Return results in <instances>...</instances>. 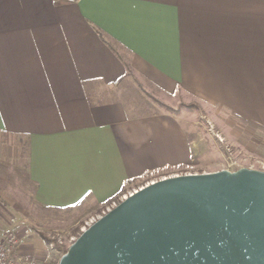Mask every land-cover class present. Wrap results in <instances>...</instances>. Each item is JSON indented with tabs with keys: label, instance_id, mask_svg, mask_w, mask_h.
<instances>
[{
	"label": "crops",
	"instance_id": "0c3cea01",
	"mask_svg": "<svg viewBox=\"0 0 264 264\" xmlns=\"http://www.w3.org/2000/svg\"><path fill=\"white\" fill-rule=\"evenodd\" d=\"M174 104L264 132V0H0V134L26 141L37 204L105 205L187 166Z\"/></svg>",
	"mask_w": 264,
	"mask_h": 264
},
{
	"label": "water",
	"instance_id": "95a60500",
	"mask_svg": "<svg viewBox=\"0 0 264 264\" xmlns=\"http://www.w3.org/2000/svg\"><path fill=\"white\" fill-rule=\"evenodd\" d=\"M58 264H264V171L159 179L87 227Z\"/></svg>",
	"mask_w": 264,
	"mask_h": 264
},
{
	"label": "rangeland",
	"instance_id": "374dc122",
	"mask_svg": "<svg viewBox=\"0 0 264 264\" xmlns=\"http://www.w3.org/2000/svg\"><path fill=\"white\" fill-rule=\"evenodd\" d=\"M134 104H140L138 99H134ZM143 104L133 113H150L151 109ZM170 110L182 117L188 132L191 144L189 164L167 173L159 172L163 170L146 172L118 196L169 174L214 173L230 166L235 170L251 168L264 171L263 131L225 111L206 107L186 109L180 104H174V109ZM26 166V141L0 134V230L5 232L15 228L20 232L28 229L33 237L31 245L43 250L44 264H58L81 235L82 229L102 215L108 203L94 205L81 202L62 209L41 206L34 200L35 187L28 179Z\"/></svg>",
	"mask_w": 264,
	"mask_h": 264
},
{
	"label": "built area",
	"instance_id": "2783aa9c",
	"mask_svg": "<svg viewBox=\"0 0 264 264\" xmlns=\"http://www.w3.org/2000/svg\"><path fill=\"white\" fill-rule=\"evenodd\" d=\"M70 2H74L76 0H68ZM226 170L234 171L235 169L232 166L228 167ZM191 174V173H187ZM167 177L161 178L165 179ZM156 181H151L147 183L145 186L155 183ZM142 186L132 192L122 194L115 199L111 200L105 210L102 212L98 218L93 219L90 224H87L86 227H89L91 224L96 222L99 218L103 215L107 214L113 208H115L120 202L126 200L129 196L133 195L134 193L138 192V190L144 188ZM83 228L82 231H85L87 228ZM74 241V240H73ZM0 264H44L42 259H39L37 256L25 252L22 249L21 240L19 236V231L15 228H10L7 231L0 234Z\"/></svg>",
	"mask_w": 264,
	"mask_h": 264
},
{
	"label": "trees",
	"instance_id": "16d2710c",
	"mask_svg": "<svg viewBox=\"0 0 264 264\" xmlns=\"http://www.w3.org/2000/svg\"><path fill=\"white\" fill-rule=\"evenodd\" d=\"M67 208H68V207H67ZM66 252H67V250H66ZM66 252H65V253H66Z\"/></svg>",
	"mask_w": 264,
	"mask_h": 264
}]
</instances>
